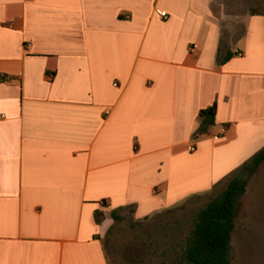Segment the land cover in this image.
Masks as SVG:
<instances>
[{
	"label": "crops",
	"instance_id": "crops-1",
	"mask_svg": "<svg viewBox=\"0 0 264 264\" xmlns=\"http://www.w3.org/2000/svg\"><path fill=\"white\" fill-rule=\"evenodd\" d=\"M214 11L0 0V264H108L112 210L144 220L207 193L264 144V15L222 45Z\"/></svg>",
	"mask_w": 264,
	"mask_h": 264
},
{
	"label": "rangeland",
	"instance_id": "rangeland-1",
	"mask_svg": "<svg viewBox=\"0 0 264 264\" xmlns=\"http://www.w3.org/2000/svg\"><path fill=\"white\" fill-rule=\"evenodd\" d=\"M213 5L222 45L241 36L250 13L264 15V0H213ZM227 179L207 193L188 196L144 220H135L130 208L116 211L119 221L107 214L109 226L102 243L108 264H184L182 254L197 211L225 188ZM230 264H264V162L249 178L239 200Z\"/></svg>",
	"mask_w": 264,
	"mask_h": 264
},
{
	"label": "trees",
	"instance_id": "trees-1",
	"mask_svg": "<svg viewBox=\"0 0 264 264\" xmlns=\"http://www.w3.org/2000/svg\"><path fill=\"white\" fill-rule=\"evenodd\" d=\"M234 55L238 53L228 51L219 57L218 63H225ZM215 115V103L199 111L194 138L208 133L215 124ZM263 162L264 146L230 174L225 188L197 211L182 254L184 264H230V241L239 200L246 191L249 178ZM116 211L112 210L110 216L114 221H119L121 217ZM102 217L101 212L94 213L96 223Z\"/></svg>",
	"mask_w": 264,
	"mask_h": 264
},
{
	"label": "built area",
	"instance_id": "built-area-1",
	"mask_svg": "<svg viewBox=\"0 0 264 264\" xmlns=\"http://www.w3.org/2000/svg\"><path fill=\"white\" fill-rule=\"evenodd\" d=\"M160 17H162V18H167V14L165 13V12H160ZM238 55H240V54H238ZM191 150H193V148H191Z\"/></svg>",
	"mask_w": 264,
	"mask_h": 264
}]
</instances>
